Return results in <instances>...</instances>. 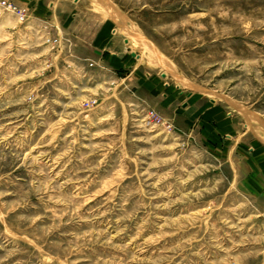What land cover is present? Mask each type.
<instances>
[{
  "label": "rangeland",
  "instance_id": "1",
  "mask_svg": "<svg viewBox=\"0 0 264 264\" xmlns=\"http://www.w3.org/2000/svg\"><path fill=\"white\" fill-rule=\"evenodd\" d=\"M70 1L135 56L0 6V264H264V0Z\"/></svg>",
  "mask_w": 264,
  "mask_h": 264
},
{
  "label": "crops",
  "instance_id": "2",
  "mask_svg": "<svg viewBox=\"0 0 264 264\" xmlns=\"http://www.w3.org/2000/svg\"><path fill=\"white\" fill-rule=\"evenodd\" d=\"M11 1L18 7L25 9L27 14L35 21L48 22V20H51V23H56V26L62 31V36L65 40L72 41L71 45L74 48V52H79L78 57L89 63V65L92 64V69L96 72H109L118 76V73L131 68V59L134 57L126 55L127 51L122 46L124 45L123 42L116 37L115 32L108 24L97 23L98 19L92 15L89 17L81 16L80 3L70 0ZM128 76L130 74L125 77ZM140 88L142 90L145 88V94L148 92L152 93L146 85ZM155 90V93H157L158 88L156 87ZM165 90L162 96V103L159 105L160 108H163L160 113L170 109L171 114L176 118L184 116V111L189 109L187 104L178 99V97L173 98L172 91L168 87ZM212 115H214V111L211 108L205 110L206 118H213L214 116ZM226 122V119L220 121L219 126L222 127ZM260 164L262 173H259L260 170L256 172L251 169L253 179L250 180H255V177L262 174L260 179H257L258 184L264 181V161L260 162Z\"/></svg>",
  "mask_w": 264,
  "mask_h": 264
},
{
  "label": "built area",
  "instance_id": "3",
  "mask_svg": "<svg viewBox=\"0 0 264 264\" xmlns=\"http://www.w3.org/2000/svg\"><path fill=\"white\" fill-rule=\"evenodd\" d=\"M0 6L6 12L11 13L17 19V21L21 23L25 22L28 18L27 11L21 7H18L15 3H12L11 1L3 0L0 2ZM46 42L56 44L58 40L47 38ZM90 66H92V64H90Z\"/></svg>",
  "mask_w": 264,
  "mask_h": 264
},
{
  "label": "bare ground",
  "instance_id": "4",
  "mask_svg": "<svg viewBox=\"0 0 264 264\" xmlns=\"http://www.w3.org/2000/svg\"><path fill=\"white\" fill-rule=\"evenodd\" d=\"M91 1L101 6L104 10L107 11V13L113 14L115 12V14H117L118 12V9L114 7L115 5L111 4L108 0H91Z\"/></svg>",
  "mask_w": 264,
  "mask_h": 264
},
{
  "label": "water",
  "instance_id": "5",
  "mask_svg": "<svg viewBox=\"0 0 264 264\" xmlns=\"http://www.w3.org/2000/svg\"><path fill=\"white\" fill-rule=\"evenodd\" d=\"M132 56H135V54H134V53H132ZM162 77H165V75H162Z\"/></svg>",
  "mask_w": 264,
  "mask_h": 264
}]
</instances>
